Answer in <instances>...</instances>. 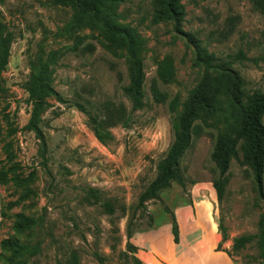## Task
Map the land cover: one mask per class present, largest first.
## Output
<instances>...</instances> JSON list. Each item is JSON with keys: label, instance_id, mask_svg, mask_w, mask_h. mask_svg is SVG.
Returning <instances> with one entry per match:
<instances>
[{"label": "rangeland", "instance_id": "obj_1", "mask_svg": "<svg viewBox=\"0 0 264 264\" xmlns=\"http://www.w3.org/2000/svg\"><path fill=\"white\" fill-rule=\"evenodd\" d=\"M153 2L117 3L118 21L147 39L146 104L133 111L123 89L130 80L126 51L98 27L88 23L64 31L73 9L57 0H0V20L14 33L11 56L0 70V264L15 263V252L2 245L7 238L40 244L36 255H25L28 264H134L129 229L134 237L172 220L166 208L189 201L199 186L217 197L213 179L218 167L211 153L225 126L224 116L210 119L193 138L181 162L186 188L174 182L160 199L138 208L141 193L156 177L157 164L174 139L169 102L175 95L184 101L204 71L185 33L197 36L223 59L244 51L247 59L234 67L244 76L248 92L264 91V11L252 0H182L181 32L171 20L153 21ZM41 46L61 50L53 76L66 101L50 97L42 115L46 157L41 155L40 138L27 126L33 108L27 90L31 62ZM167 55L176 67L169 84L157 75ZM155 91L162 100L155 99ZM75 102L100 118L103 138ZM230 173L224 198L220 202L217 197L215 206L223 234L220 247L237 264H264L258 238L264 199L248 165L233 158ZM20 212L36 219L31 229L13 227ZM242 235L255 237L234 249L235 238Z\"/></svg>", "mask_w": 264, "mask_h": 264}, {"label": "trees", "instance_id": "obj_2", "mask_svg": "<svg viewBox=\"0 0 264 264\" xmlns=\"http://www.w3.org/2000/svg\"><path fill=\"white\" fill-rule=\"evenodd\" d=\"M59 3L71 5L72 17L64 27L71 31L88 23L98 27L114 45L126 51L129 83L123 87L125 94L132 103V110L145 106L146 70L144 50L147 39L133 26L120 23L117 3L120 0H57ZM255 7L264 11V0H252ZM154 22L171 20L175 28L182 31L185 8L182 0H154ZM195 46V62L204 67L199 82L191 89L183 101L175 95L169 102L172 113V130L174 134L167 153L157 164V174L154 180L141 193L138 208H145L151 199H160L162 192L170 188L174 182L184 189L187 178L182 167V159L192 144L194 137L200 135L207 122L212 118L224 116L225 126L219 131L211 153L212 160L218 167V176L213 179V185L221 202L225 195L226 186L230 180V166L233 158L243 165H248L254 175L259 194L264 199V91L246 90L244 76L234 67L235 62L247 59L244 51L240 50L235 56L220 58L209 50L207 45L191 33H185ZM14 33L7 30L0 20V70L6 66L11 56V44ZM76 50V47H71ZM61 50H46L40 47L36 58L31 62L30 80L27 85L29 100L32 103V115L28 128L34 130L41 140V155L46 157L48 140L42 128V115L49 106V98L54 96L61 102H66L63 95L54 85V65L58 63ZM159 79L166 84L172 83L176 75L174 59L167 55L162 58L157 67ZM156 100L163 96L155 91ZM74 105L85 112L97 128V134L102 137L100 129L103 123L98 116L93 115L82 102ZM243 157H240V149ZM98 198V195H95ZM172 215L174 239L179 242V225L175 213L166 208ZM36 223L34 217L25 213H17L13 227L18 231L31 229ZM254 235H242L235 238L234 249H239L250 242ZM133 232L128 231V248L133 253L134 264H143L136 255L137 246L132 243ZM261 256L264 257V214L260 219L258 234ZM4 247L11 248L14 253V264H28V257L40 251V244L29 246L18 238H7L2 241ZM219 248L220 245H219ZM263 264V263H261Z\"/></svg>", "mask_w": 264, "mask_h": 264}, {"label": "crops", "instance_id": "obj_3", "mask_svg": "<svg viewBox=\"0 0 264 264\" xmlns=\"http://www.w3.org/2000/svg\"><path fill=\"white\" fill-rule=\"evenodd\" d=\"M199 186L189 201L173 211L179 225V242L174 239L172 220L136 234L133 242L143 264H237L219 245L223 234L215 217L217 197ZM231 241L225 243L229 247Z\"/></svg>", "mask_w": 264, "mask_h": 264}]
</instances>
